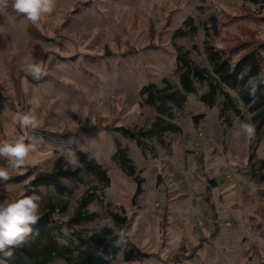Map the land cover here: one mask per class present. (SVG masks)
Wrapping results in <instances>:
<instances>
[{
	"label": "rangeland",
	"instance_id": "rangeland-1",
	"mask_svg": "<svg viewBox=\"0 0 264 264\" xmlns=\"http://www.w3.org/2000/svg\"><path fill=\"white\" fill-rule=\"evenodd\" d=\"M241 4L264 14L249 0H54L53 12L35 25L24 15L0 11V143H37L26 165L12 170V179L0 184V204L40 195V212L48 205L57 208L56 239L72 241L77 248L90 244V235L121 206L127 216L126 237L106 264H264V220L255 214L257 205L264 204V123L256 129L251 112L231 88L226 89L240 113L228 111L227 119L219 115L222 97L211 106L205 104L199 95L206 83L195 81V90L180 107L169 102L167 112L160 114L177 131L156 134L148 128L157 113L139 95L147 81L179 87L177 47L210 68L205 45L220 47L238 24L264 39V18L240 17ZM178 28L188 35H175ZM260 51L264 55V47ZM29 63L42 64L46 75L39 80L27 75ZM17 112L36 114L37 127L14 124ZM194 115L200 117L195 121ZM242 123L254 126L253 138L243 133ZM117 127L141 131L145 146ZM115 141L126 150L140 179L137 194L134 177L111 159ZM66 146L103 166L109 184L102 186L94 175L69 166ZM58 159L73 172L60 177L64 190L31 184L37 172L52 171ZM0 166H7L4 157ZM93 186L97 193L85 208L98 216L71 225L79 240L61 222ZM130 245L149 255L124 261L123 250ZM9 251H0V264H7ZM178 252L187 257L169 260Z\"/></svg>",
	"mask_w": 264,
	"mask_h": 264
},
{
	"label": "trees",
	"instance_id": "trees-1",
	"mask_svg": "<svg viewBox=\"0 0 264 264\" xmlns=\"http://www.w3.org/2000/svg\"><path fill=\"white\" fill-rule=\"evenodd\" d=\"M252 3L259 4L264 10V0H249ZM13 0H8L5 8L10 14L20 17L23 14L17 13L12 7ZM240 17L244 18H264L252 11L247 5L239 6ZM262 10V11H263ZM188 20L185 21L187 23ZM30 27V24L28 25ZM29 29V28H28ZM192 30L193 27H191ZM236 33H226L222 39L223 44L220 47L211 44L205 45L206 57L210 63V68L201 66L190 58L188 51H182L179 47L175 50L174 66L178 75L179 87H173L169 82L164 81L162 87L157 86L152 81H147L139 89L141 101L154 107L156 116L152 121L149 132L161 134L165 131H177V126L161 118L160 114L167 112V103L180 107L186 100L187 93L195 90L194 82L206 83V90L199 95V100L211 106L218 96L222 97L219 108V115H225L232 111L239 114V108L232 95L226 88L235 89L242 103L247 106L251 112V120L259 129L264 123V55L260 51L264 47V39L257 38L255 30L245 24L236 26ZM31 30V29H30ZM28 30L30 33H32ZM188 31L178 28L174 34L179 36L188 35ZM237 54V56H235ZM255 89V95H250L252 89ZM200 117L194 115L196 121ZM228 121V120H227ZM105 130L110 129L108 126H102ZM122 133L130 138H134L139 146H145L140 139L141 131H132L129 128L117 127ZM116 149L111 155V159L127 175L133 176L135 180V193L141 191L140 179L135 174V167L128 157L126 150L120 147L115 141ZM81 166L78 167L83 171L90 173L102 184H109V176L103 166L89 158L83 151H76ZM253 156V152L250 154ZM59 159L55 162L54 169L50 172H37L31 180V184L38 186L41 184H53L59 191L64 190L65 186L60 181V177H69L72 171L64 168ZM209 185H214V180H208ZM97 192L95 186L87 188L78 199L77 207L67 221L61 222L71 233L79 240L77 231L71 228L72 224L81 221H89L98 216L94 211H87L86 205L91 197ZM133 203V198L131 199ZM64 205L61 209H64ZM57 210L56 206L48 205L41 210V219L32 226L33 238L23 246L10 248L7 256V264H55L56 259H61L64 264H106L112 260L118 250L123 246L124 238L121 240L112 228L108 226L109 222L114 221L116 229L125 230L127 216L121 206H115L110 212V220H106L102 226L90 235L92 242L83 248L75 247L70 241L68 243L59 242L54 236L55 226L53 224V215ZM255 214L264 220V204L259 203L255 209ZM261 227V224H256ZM161 239L164 236L165 224L164 216L160 223ZM120 241V243H117ZM162 243V241H161ZM194 247H197L196 245ZM249 246L244 250L247 253ZM149 254L141 251L137 247L130 245L123 250L122 259L131 261L139 256L147 257ZM187 256L182 252L169 256V260L181 261Z\"/></svg>",
	"mask_w": 264,
	"mask_h": 264
},
{
	"label": "clouds",
	"instance_id": "clouds-1",
	"mask_svg": "<svg viewBox=\"0 0 264 264\" xmlns=\"http://www.w3.org/2000/svg\"><path fill=\"white\" fill-rule=\"evenodd\" d=\"M7 5L8 0H0V11ZM12 7L35 25L43 15L53 12L54 0H13ZM24 71L36 80L46 75V71L40 63H29ZM250 95H255L254 88ZM12 122L22 129H35L38 125V117L34 113L17 112L12 116ZM241 128L249 139L254 137L255 128L253 125L242 123ZM68 144H71V141ZM36 151L37 143L31 139L29 143H25L22 139H16L12 143H0V157L7 160V166H0V184L11 180L12 170L24 167L29 154ZM64 157L67 164L73 169L81 166L75 149L66 146ZM41 199L40 195L32 193L12 203L0 204V251L23 246L33 238L32 226L41 219ZM108 226L123 240L126 234L123 229H116L114 221L109 222Z\"/></svg>",
	"mask_w": 264,
	"mask_h": 264
},
{
	"label": "crops",
	"instance_id": "crops-1",
	"mask_svg": "<svg viewBox=\"0 0 264 264\" xmlns=\"http://www.w3.org/2000/svg\"><path fill=\"white\" fill-rule=\"evenodd\" d=\"M254 215V214H253Z\"/></svg>",
	"mask_w": 264,
	"mask_h": 264
}]
</instances>
